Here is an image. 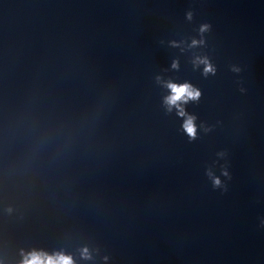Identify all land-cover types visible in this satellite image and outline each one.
Returning <instances> with one entry per match:
<instances>
[{
    "label": "clouds",
    "instance_id": "1",
    "mask_svg": "<svg viewBox=\"0 0 264 264\" xmlns=\"http://www.w3.org/2000/svg\"><path fill=\"white\" fill-rule=\"evenodd\" d=\"M187 18L189 20L192 19V13L189 12L187 14ZM209 30V25L204 24L200 27V32L204 33ZM203 40L197 41L193 40L192 45L196 46L197 44H202ZM197 65H204L203 72L205 75L209 73L215 74L214 66L209 62L207 57H197L194 61ZM173 68H177L178 64L173 62ZM234 71H239L238 68H234ZM159 81L160 78L157 77ZM169 90V95L164 98V104L167 108V111L171 112L173 108L176 109L178 116L184 118L183 121V130L188 135L190 139H195L197 136V126L195 124V116L189 115L186 113L184 109V105H186L189 101H198L201 92L194 88L190 83H174L171 81L165 82L164 85ZM223 155V153H220ZM224 176H228V172L226 170L222 173ZM208 175L212 177L213 186L221 187V180L218 177H213L212 173L209 171ZM23 259L20 261V264H75V260L70 254H65L62 251L54 252L49 254L43 250H32L27 253L22 252ZM81 257L83 259H91V254L88 248H83L81 250ZM107 259V258H105Z\"/></svg>",
    "mask_w": 264,
    "mask_h": 264
}]
</instances>
